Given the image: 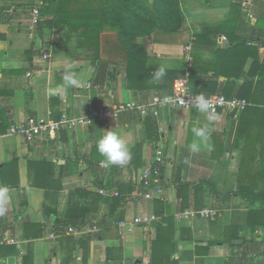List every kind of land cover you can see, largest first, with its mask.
<instances>
[{"label":"crops","instance_id":"1","mask_svg":"<svg viewBox=\"0 0 264 264\" xmlns=\"http://www.w3.org/2000/svg\"><path fill=\"white\" fill-rule=\"evenodd\" d=\"M101 5L0 0V187L9 190L0 239L17 240L0 245V264H224L230 254L239 255L244 241L252 247L244 264H264V0H180L179 31L137 37L150 71L140 78L126 73L127 52L117 33L90 22ZM35 7L41 21L31 28ZM67 63L80 81L75 87L64 86ZM159 67L167 74L154 83ZM191 67L204 91L199 93L238 97L242 88L249 103L242 111L218 112L198 153L188 150L192 129L207 121L195 108L162 109L156 117L123 112L107 123L95 119L33 142L7 134L29 117L78 116L99 105L149 101L156 90L170 93L174 79H188ZM59 88L63 93L53 94ZM107 130L127 143L126 165H101L96 142ZM155 148L163 152L165 200L134 201L128 194ZM100 188L119 191V199ZM202 208L217 215L182 214ZM142 213L157 218L130 230L117 226ZM93 221L96 233H66Z\"/></svg>","mask_w":264,"mask_h":264},{"label":"built area","instance_id":"2","mask_svg":"<svg viewBox=\"0 0 264 264\" xmlns=\"http://www.w3.org/2000/svg\"><path fill=\"white\" fill-rule=\"evenodd\" d=\"M41 21V15L38 7H35L31 11L30 27L34 28L39 25ZM223 39L225 37H222ZM189 45H186L183 49L184 57L189 60ZM43 59L48 58V54L44 52L42 54ZM29 75V74H28ZM84 88H90L91 83L87 82L83 86ZM197 94L191 91L188 85L187 75L185 77L176 78L173 81L172 89L170 93H163L159 90L153 92L149 101L142 102L136 100L117 102L111 105H99L89 109L87 114L84 115H69L61 114L55 119H49L44 117H29L24 122L13 124L9 127L7 134L17 135L27 142H33L36 139L45 137H53L61 129L74 128L78 125L91 124L95 119L107 123L113 119H116L123 112H131L137 115L147 114L156 117L159 115L160 110L174 109L178 107L182 108H194L192 107L189 98L194 97ZM211 102L216 113L220 111H242L249 104L245 98L240 97H226L224 94H204ZM165 98H169V102L165 103ZM2 135L0 134V138ZM163 152L160 148H155V156L151 164L146 167L140 177V181L134 185L129 192V197L134 201H152L160 200L164 201L162 175H161V163ZM99 193L102 195L118 196L119 191L107 190L100 188ZM185 217L198 216L203 219H213L217 215V210L212 208H202L196 211L186 210L183 213ZM154 213H142L134 216L130 220L122 219L117 221L119 229L130 230L135 225L150 224L156 220ZM99 230L98 224L93 221L91 225L83 228H77L69 226L66 229V233L74 235L79 234H93ZM53 237V235H51ZM14 244L17 245L15 238H3L0 239V245Z\"/></svg>","mask_w":264,"mask_h":264},{"label":"trees","instance_id":"3","mask_svg":"<svg viewBox=\"0 0 264 264\" xmlns=\"http://www.w3.org/2000/svg\"><path fill=\"white\" fill-rule=\"evenodd\" d=\"M46 1L48 0H42V3ZM202 1L206 5L209 4V0ZM97 11V21L95 18H90V22L93 25H98L99 30L107 27L117 33L119 43L127 52L126 73L133 78L149 77L150 75V71L145 65L146 51L137 42V37L149 35L156 29L166 33L177 32L182 28L184 20L180 0H152L151 3H148L147 0H102V5ZM65 20L68 24L69 20ZM208 28L205 26V31ZM259 80H264V71L263 74L259 75ZM188 84L194 93L203 91L200 89V83L194 79L192 67L189 71ZM251 84V82H246L245 86ZM245 91L246 89L242 90L241 88L238 97L247 100ZM225 96L229 97L227 94ZM119 196L120 192L114 200L117 201ZM155 201L160 202V200ZM239 247L241 248L239 255L230 254L224 259V264L248 262V254L252 251V247L248 244L246 246L245 241Z\"/></svg>","mask_w":264,"mask_h":264},{"label":"clouds","instance_id":"4","mask_svg":"<svg viewBox=\"0 0 264 264\" xmlns=\"http://www.w3.org/2000/svg\"><path fill=\"white\" fill-rule=\"evenodd\" d=\"M74 66L67 63L64 66L63 82L64 86L75 87L79 84L77 73L73 70ZM167 72L163 67L157 68L152 74V82L158 83L165 76ZM63 88L54 89L53 94H62ZM189 101L198 112L205 115L206 123L203 126L192 129L193 142L188 145L190 154L198 153L201 150V145L206 144L210 139L212 128L210 125L218 121L219 116L213 108L210 100L204 94H197L190 97ZM165 103L169 102V98H165ZM96 150L103 157L100 161L103 167L109 166H124L131 159L129 147L121 135L113 130L104 131L96 142ZM188 160H185L187 163ZM8 188L0 187V216L7 212L8 205Z\"/></svg>","mask_w":264,"mask_h":264},{"label":"water","instance_id":"5","mask_svg":"<svg viewBox=\"0 0 264 264\" xmlns=\"http://www.w3.org/2000/svg\"><path fill=\"white\" fill-rule=\"evenodd\" d=\"M232 243L233 244H241L242 240L241 239H234V240H232Z\"/></svg>","mask_w":264,"mask_h":264}]
</instances>
